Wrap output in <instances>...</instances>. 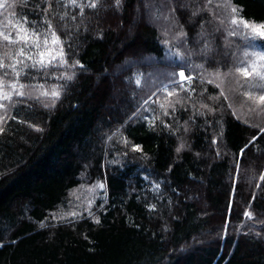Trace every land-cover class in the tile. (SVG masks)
<instances>
[{
  "label": "trees",
  "instance_id": "1",
  "mask_svg": "<svg viewBox=\"0 0 264 264\" xmlns=\"http://www.w3.org/2000/svg\"><path fill=\"white\" fill-rule=\"evenodd\" d=\"M16 2L19 21L41 32L51 21L67 63L52 77L29 67L26 82L50 80L60 95L14 103L2 125L0 264H264V119L237 117L188 67L191 81L153 89L155 72L175 67L161 30L135 21L141 0H79L82 13L67 0ZM233 3L264 21V0ZM190 16L175 13L193 62L223 69L224 37ZM203 23L211 52L197 35ZM84 178L102 180L103 194L93 214L69 215Z\"/></svg>",
  "mask_w": 264,
  "mask_h": 264
},
{
  "label": "rangeland",
  "instance_id": "2",
  "mask_svg": "<svg viewBox=\"0 0 264 264\" xmlns=\"http://www.w3.org/2000/svg\"><path fill=\"white\" fill-rule=\"evenodd\" d=\"M17 0H9V3L12 5L11 7H6L4 9H0V29H3V25L7 24L8 21H12L13 23L18 22L16 8H17ZM143 1L142 11L140 12L137 9V18L135 21L140 22L144 20L148 24L154 25L155 27L161 30L162 36V44L165 47V58L166 63H174L175 70L172 68H161L153 75L152 79L148 80V84H154L153 89L159 88L160 86L167 85L173 79H179V81H183L186 79H182L179 73L183 72L185 77L186 70L184 67H188L190 71L195 69L200 72V76H203V79L211 81V83L216 86L220 92L226 97L229 102H231L232 110L235 115L241 119H253V118H261L264 119V111L262 110H251L254 105L252 101L248 100L243 93L252 91V93L256 96L264 94V89L260 86L264 85V81H259L257 79H250L249 83H245V78L236 75L229 76H220L217 78L214 73L219 71L220 73H228L229 70L235 71V68L239 66V61L243 58L244 51H254L258 49L248 48L245 45V42L242 38L236 36H228V30L231 29V25L229 24V13L227 9L221 7L214 9L218 19L213 20L212 16L208 12H204L201 16L209 20H212L211 26L216 29L219 28L220 33L224 37L225 47L229 51L227 55H229V61L223 65V69H206V66L203 63L195 64L192 60L191 50L189 49L188 42L186 38H179L180 28L177 26H173V16L170 14L169 9L171 5L168 3V0H141ZM174 2L180 3L183 0H173ZM203 7V0H201ZM220 0H214V3H219ZM236 5V4H235ZM157 6L160 8L157 9ZM237 6V5H236ZM192 7V5H191ZM144 9V11H143ZM245 18V17H244ZM246 19V18H245ZM223 20L224 24L221 26L219 21ZM135 23V22H134ZM204 24V23H203ZM26 26V25H25ZM135 26V25H134ZM27 27V26H26ZM7 31H12L11 26L7 29ZM184 31V30H183ZM199 38V37H198ZM6 42L0 41V55L5 52L10 53L11 55H15L18 49L17 45L9 44L7 47L4 45ZM23 46V45H19ZM33 54H35V50L33 49ZM23 60V64L17 65V70L20 71V76L15 77L11 76L10 78L13 80H19L20 84L25 85V88L21 89L26 94L24 96L12 94V99L8 101L0 100V103H4L7 105L5 109H0V116L6 117L9 111V107L14 103L21 102H29L31 100H54L56 98L52 96L41 95L42 92L51 91L52 87L47 85V82L50 80L40 81L41 84L26 82L24 74L28 72L29 67H24V64H32L33 61L28 60L26 57L20 58ZM65 59V58H64ZM153 58L150 57H142L140 61H151ZM5 63H11L12 60L9 57L4 58ZM131 62V60L129 61ZM129 62L124 63V66L128 65ZM199 62V61H198ZM30 63V64H29ZM66 63H61L59 57L52 64H50L47 68L36 67L33 68V72L36 77L50 75L52 77V69L54 66H63L65 67ZM62 67V68H63ZM180 67H182L180 69ZM4 70H0L2 73ZM9 73H11V69H7ZM36 71V72H35ZM120 72H116L115 75L119 76ZM115 76V77H116ZM118 78V77H116ZM140 81V79H139ZM103 184L102 180L96 179H88L84 178L79 187L74 189L70 194L71 206L69 213H88L93 214L95 211V201L99 196L103 194L104 187H98V185ZM68 216V213H67Z\"/></svg>",
  "mask_w": 264,
  "mask_h": 264
},
{
  "label": "snow or ice",
  "instance_id": "3",
  "mask_svg": "<svg viewBox=\"0 0 264 264\" xmlns=\"http://www.w3.org/2000/svg\"><path fill=\"white\" fill-rule=\"evenodd\" d=\"M99 2L100 0H88L86 6L89 8H96ZM197 2L198 0H183V2L180 3H173V0H168V3L171 5L169 12L174 17L173 26H178L181 29L178 34L179 38H186L187 32L183 31V25L179 24L178 17H175L177 9L189 10L191 12L190 21L192 18L204 12L210 13L212 19L215 20L218 19V16L216 15L214 9L221 7L227 9L230 17L229 24L232 26L231 29L228 30V36L240 37L244 40L246 47L258 50L251 52L244 51L243 58L239 61V66L235 68L234 72L230 69L228 73L222 74L217 71L214 75L219 78L222 75L229 76L239 74V76L245 78V83H249L250 79L264 81V21L256 22L254 20L245 19L243 16V8L236 6L233 3V0H220L219 3H214V0H203V7H196L193 9L191 5ZM67 3L80 7L81 13L83 12L84 5H82L79 0H67ZM120 3L121 0H115V4L117 6H119ZM11 6L12 5L9 3V0H0V9ZM44 11H47V9ZM65 15H67V13H65ZM61 19H63V17H61ZM72 19H75V16H73ZM211 22L212 20L208 21V23ZM46 23L47 28L43 32L39 31L35 27L34 22H30L27 19H21L15 23L10 20L7 24L3 25V29H0V41L6 42L4 45L5 47L9 44L18 46L15 55H11L8 52L0 55V70H4L0 73V100H11L13 93L18 96H24L26 94L24 91H21V89L25 88V85L20 84L19 80H13L10 78L11 76H20V71L17 70V65L23 64V60L20 58L26 57L28 60L33 61L31 65H23L24 67L30 68H47L57 59V57H59L61 63H67L64 59L65 52L60 36L57 34L51 21H47ZM219 24L222 26L224 21L220 20ZM25 25L28 26L26 27ZM9 26H11L12 31H7ZM216 30L219 31V28ZM197 35L199 37V42L204 45L202 51L211 52L212 41L208 39L209 33L204 30V24H201V31ZM33 49L35 50V54H33ZM9 56L12 62L5 63L4 58ZM78 63V61L75 62V64L71 65V67H75ZM7 69H11V73H9ZM179 75L182 79H186L188 81L192 80L191 76L185 77L183 72L179 73ZM66 78L71 80L72 76H67ZM137 83H139V80ZM260 87L264 89V85H261ZM41 95H50L54 98H58L60 92L56 89H52L50 92H42ZM175 95L176 92L174 91L168 92V96L170 97ZM243 95L248 100L252 101L254 107L251 110L264 111V94L256 96L252 93V91H248L243 93ZM177 103H179V101H177ZM168 106H174L173 102L168 101ZM6 107L7 105L0 103V109H5ZM161 107H164V105L162 104ZM4 122L5 117L0 116V132L4 131V128L2 127ZM261 131H264V129H261ZM134 147L135 150H139L138 145ZM182 147L183 145H181V148ZM245 147H247V145ZM177 151L179 152L180 148H177ZM241 153H243V149L241 150ZM260 179L264 180V174H261ZM98 187L102 188L104 185L100 184ZM257 187H259V185H257ZM254 198L255 197H253V199ZM69 215L75 216L76 213H70ZM244 215L251 218L252 213L245 212ZM97 223H99L98 220Z\"/></svg>",
  "mask_w": 264,
  "mask_h": 264
}]
</instances>
